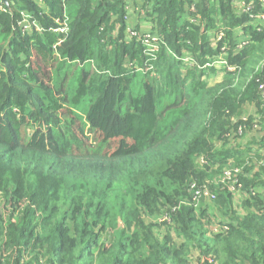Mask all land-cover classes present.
<instances>
[{
	"label": "trees",
	"instance_id": "obj_1",
	"mask_svg": "<svg viewBox=\"0 0 264 264\" xmlns=\"http://www.w3.org/2000/svg\"><path fill=\"white\" fill-rule=\"evenodd\" d=\"M133 1L0 0V264H264L261 2Z\"/></svg>",
	"mask_w": 264,
	"mask_h": 264
},
{
	"label": "built area",
	"instance_id": "obj_2",
	"mask_svg": "<svg viewBox=\"0 0 264 264\" xmlns=\"http://www.w3.org/2000/svg\"><path fill=\"white\" fill-rule=\"evenodd\" d=\"M261 2L262 8L261 11L257 14L254 15V20H258L262 23H264V0H259ZM239 6L242 8V10H248L250 8L249 4H245L243 1H238ZM62 31L64 30L63 28L61 29ZM127 36L129 38L133 37L136 40H139L143 46H144V54H146V56L148 57V60H154L156 58V53L158 51V43H157V37L155 34L153 33H136L134 31L133 28L127 29L126 30ZM221 37V34H219L218 38ZM147 60V61H148ZM146 64V69L147 70H152V64L151 62H147ZM215 64L217 65H221V64H225V61L218 59ZM259 88L262 90V92L264 93V77L261 78V80L259 81ZM241 132V129H238V133ZM222 180H225L229 183V188L233 191H237V189L235 188V180L233 179V176L230 172L225 171L224 172V176L222 178ZM191 188L196 187L194 184H190ZM201 195L206 196L207 198H213V195H210L207 191L205 190H200V189H196L194 191V198L198 199ZM222 228H224L223 226H215L213 227V230L215 231H220Z\"/></svg>",
	"mask_w": 264,
	"mask_h": 264
},
{
	"label": "rangeland",
	"instance_id": "obj_3",
	"mask_svg": "<svg viewBox=\"0 0 264 264\" xmlns=\"http://www.w3.org/2000/svg\"><path fill=\"white\" fill-rule=\"evenodd\" d=\"M240 1V0H239ZM238 2V1H237ZM134 4H136L135 2H134ZM142 14V9L141 8H139V12H138V14L136 13V12H134V17L136 18V19H138L139 17H140V15ZM140 19V18H139ZM139 21H137L136 23H133L132 24V22H131V24H128V28L127 29H130V28H133L134 29V31L138 34V33H140V34H143V33H151V30H150V24H149V22H147V21H143V22H140V24L138 23ZM138 23V27H136V24ZM75 66H77V71H79L80 70V66H78V64L77 65H74L73 67H75ZM220 76H221V74H219L217 77H214V78H212L211 79V81L209 80V85H212V84H214V82H216V81H218L219 80V78H220ZM250 111V109L248 108L247 109V114H249L248 112Z\"/></svg>",
	"mask_w": 264,
	"mask_h": 264
},
{
	"label": "crops",
	"instance_id": "obj_4",
	"mask_svg": "<svg viewBox=\"0 0 264 264\" xmlns=\"http://www.w3.org/2000/svg\"><path fill=\"white\" fill-rule=\"evenodd\" d=\"M137 2H135L136 4H134V1L133 2H131L129 5H128V18H129V21H130V24H131V22H132V24L133 23H136L137 21H139L138 23L140 24V22H143L144 20H141V18L139 19H136L135 17H134V12H136L137 14H138V12H139V5H138V1L139 0H136ZM143 14V13H142ZM142 14L140 15V16H142ZM212 78H214V76H211V77H209V79H210V81H211V79Z\"/></svg>",
	"mask_w": 264,
	"mask_h": 264
},
{
	"label": "water",
	"instance_id": "obj_5",
	"mask_svg": "<svg viewBox=\"0 0 264 264\" xmlns=\"http://www.w3.org/2000/svg\"><path fill=\"white\" fill-rule=\"evenodd\" d=\"M2 2L6 3V0H2Z\"/></svg>",
	"mask_w": 264,
	"mask_h": 264
}]
</instances>
